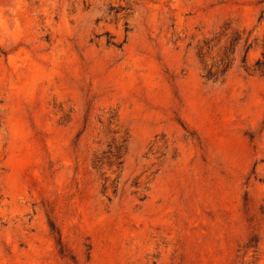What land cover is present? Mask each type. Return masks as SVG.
Instances as JSON below:
<instances>
[{
    "label": "rangeland",
    "instance_id": "1",
    "mask_svg": "<svg viewBox=\"0 0 264 264\" xmlns=\"http://www.w3.org/2000/svg\"><path fill=\"white\" fill-rule=\"evenodd\" d=\"M226 22L264 0H0V264H264V73L195 57Z\"/></svg>",
    "mask_w": 264,
    "mask_h": 264
},
{
    "label": "trees",
    "instance_id": "2",
    "mask_svg": "<svg viewBox=\"0 0 264 264\" xmlns=\"http://www.w3.org/2000/svg\"><path fill=\"white\" fill-rule=\"evenodd\" d=\"M253 30L234 27L230 22L219 26L208 36L198 40L195 45V57L200 66L201 76L210 82H223L233 68L238 55L242 53L241 64L250 74L264 73V37L259 40ZM251 49H260V57L251 66L247 65V54ZM102 133L109 138L105 149L94 154L92 166L96 171L106 170L111 174L119 172L122 158L127 149L128 135L122 131L113 116L107 117ZM100 143V142H99ZM105 172L103 173V175ZM118 177L111 182L104 179L103 190H117Z\"/></svg>",
    "mask_w": 264,
    "mask_h": 264
}]
</instances>
